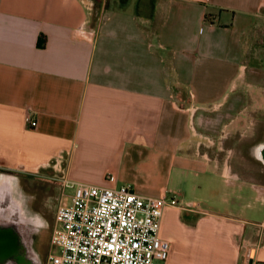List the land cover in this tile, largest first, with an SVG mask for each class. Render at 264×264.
I'll use <instances>...</instances> for the list:
<instances>
[{
	"label": "crops",
	"instance_id": "crops-1",
	"mask_svg": "<svg viewBox=\"0 0 264 264\" xmlns=\"http://www.w3.org/2000/svg\"><path fill=\"white\" fill-rule=\"evenodd\" d=\"M258 31L264 0H0V175L175 196L165 264H264L261 171L241 154L264 114Z\"/></svg>",
	"mask_w": 264,
	"mask_h": 264
},
{
	"label": "built area",
	"instance_id": "built-area-1",
	"mask_svg": "<svg viewBox=\"0 0 264 264\" xmlns=\"http://www.w3.org/2000/svg\"><path fill=\"white\" fill-rule=\"evenodd\" d=\"M30 126L32 118H26ZM109 181L113 177H109ZM72 191L68 204L57 207L47 264H165L170 244L160 237L166 207L174 197H142L130 185L98 187L59 178Z\"/></svg>",
	"mask_w": 264,
	"mask_h": 264
},
{
	"label": "rangeland",
	"instance_id": "rangeland-1",
	"mask_svg": "<svg viewBox=\"0 0 264 264\" xmlns=\"http://www.w3.org/2000/svg\"><path fill=\"white\" fill-rule=\"evenodd\" d=\"M258 41H256L255 46L251 47L253 50L251 51V54L255 56L257 60L251 61L250 67L253 66L260 67L264 69V31H258L257 33ZM251 80H255L257 82H262L260 84L264 85V80L257 78L254 79V77H251ZM263 96V95H262ZM261 111V110H260ZM256 112L255 114L252 113L250 116V119H253L257 122L256 127V133L257 136L264 135V114L263 110L261 112ZM257 170L261 171L259 165L257 166ZM54 175H57L56 172L47 171V170H27L25 172H17L15 173V176L18 177L20 181V185L23 188L25 194L29 197H34L36 200L31 199V201H35L34 203V209H39L45 217L49 224V229L46 231V233L42 236L41 240L39 241L37 245V251L39 252L41 258H42V264H47V256L48 254H54L56 250L49 245L50 236L52 228L55 226L54 223V215L52 211H55V209L61 205H65L69 202V196L71 195L72 191L69 189H66L65 187H62L59 182V176L55 177ZM257 179L256 182L258 185L264 186V174L258 173L256 174ZM260 198H264L260 197ZM42 203H47L50 205V207L46 206L44 207L41 205ZM56 203V208L54 204ZM180 207V206H179ZM53 210H52V209ZM172 208V207H166V209ZM181 208V207H180ZM165 209V210H166Z\"/></svg>",
	"mask_w": 264,
	"mask_h": 264
},
{
	"label": "flooded vegetation",
	"instance_id": "flooded-vegetation-1",
	"mask_svg": "<svg viewBox=\"0 0 264 264\" xmlns=\"http://www.w3.org/2000/svg\"><path fill=\"white\" fill-rule=\"evenodd\" d=\"M236 106H243V100H241V98H235L230 104H228L226 107H224L221 111L217 113L201 117L200 124H203V126H205V124L209 123L212 127L218 124L221 125L222 123L231 119V117L233 116L232 110H236ZM238 110L239 109H237L236 113H239ZM256 112L257 111H252L253 114H255ZM252 113L250 114V116L252 115ZM249 135L250 136H248L246 142L243 143V149L241 151V154L251 157L255 163H258L261 169V173L264 174V135L262 134L256 137V128L254 126L252 127V130L249 131ZM6 173L8 174V176L14 175L11 172ZM7 189L8 190H6V192L8 193L12 191L10 186H8ZM34 200L36 199L34 198ZM34 200L31 203L32 209L38 212L43 218L46 219L45 215L41 211H39V209H34ZM41 205H43L44 207H50V205H48L47 203L41 202ZM55 205L56 203L54 204V206ZM55 211L52 212L54 213ZM0 233L7 235L9 237V240L11 241L10 246L6 251L8 254L4 257L0 255V264H18L16 262V258L18 257V255H29V249L32 248L34 236L31 233V227L29 224H27V222H0ZM1 250L2 247L0 246V251Z\"/></svg>",
	"mask_w": 264,
	"mask_h": 264
},
{
	"label": "clouds",
	"instance_id": "clouds-1",
	"mask_svg": "<svg viewBox=\"0 0 264 264\" xmlns=\"http://www.w3.org/2000/svg\"><path fill=\"white\" fill-rule=\"evenodd\" d=\"M16 187L13 193L9 194L0 191V222L5 223H24L32 222L35 227H42L43 220L38 214H32L28 207V202L34 197L26 196L19 188V179L12 178Z\"/></svg>",
	"mask_w": 264,
	"mask_h": 264
},
{
	"label": "water",
	"instance_id": "water-1",
	"mask_svg": "<svg viewBox=\"0 0 264 264\" xmlns=\"http://www.w3.org/2000/svg\"><path fill=\"white\" fill-rule=\"evenodd\" d=\"M13 177H17V176H15V175L8 176L7 173H2L0 175V191L6 192V190H8L7 189L8 186H10L11 190L14 192L16 184H15V181L12 179ZM19 188L25 194L24 190L22 189V187L20 185V181H19ZM12 191L9 192V194L13 193ZM6 193H8V192H6ZM31 203H32V201L30 199L28 202V207L30 208V212L32 214H38L42 218L44 223H43L42 227H35L32 222L25 221V223L27 222V224L30 225L31 233L34 236V239H33V243H32V248L29 249V255H25V254L24 255H18V257L16 258V262L18 264H42V258L40 256L39 252L37 251V245H38L39 241L41 240L42 236L48 230V222L38 212H36L32 209ZM10 243H11V241L9 240V237L7 235L0 233V246L2 247V250L0 251V255L2 257L6 256L8 254L6 251H7L8 247L10 246Z\"/></svg>",
	"mask_w": 264,
	"mask_h": 264
}]
</instances>
